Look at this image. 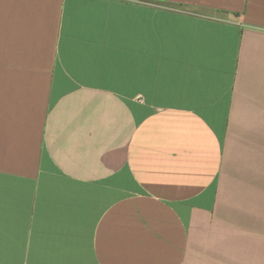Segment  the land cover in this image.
<instances>
[{"label":"crops","instance_id":"crops-1","mask_svg":"<svg viewBox=\"0 0 264 264\" xmlns=\"http://www.w3.org/2000/svg\"><path fill=\"white\" fill-rule=\"evenodd\" d=\"M0 264H264V0H0Z\"/></svg>","mask_w":264,"mask_h":264}]
</instances>
